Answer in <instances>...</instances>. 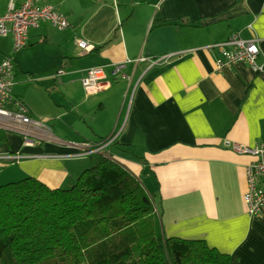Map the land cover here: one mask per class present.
I'll return each mask as SVG.
<instances>
[{
    "label": "crops",
    "instance_id": "1",
    "mask_svg": "<svg viewBox=\"0 0 264 264\" xmlns=\"http://www.w3.org/2000/svg\"><path fill=\"white\" fill-rule=\"evenodd\" d=\"M43 2L69 27H33L17 51L11 34L0 35V63L14 58L13 93L55 131L36 128L25 144L0 127V185L33 176L69 187L88 146L115 138L113 157L158 193L166 235L204 239L234 264H264V211L249 214L245 199L246 166L257 157L233 147L264 145V69L219 68L221 51L208 47L232 34L256 39L264 65V0ZM93 66L107 78L90 93L82 77Z\"/></svg>",
    "mask_w": 264,
    "mask_h": 264
},
{
    "label": "trees",
    "instance_id": "2",
    "mask_svg": "<svg viewBox=\"0 0 264 264\" xmlns=\"http://www.w3.org/2000/svg\"><path fill=\"white\" fill-rule=\"evenodd\" d=\"M90 156L71 187L0 185V264H234L204 239L166 235L158 193L109 148Z\"/></svg>",
    "mask_w": 264,
    "mask_h": 264
},
{
    "label": "built area",
    "instance_id": "3",
    "mask_svg": "<svg viewBox=\"0 0 264 264\" xmlns=\"http://www.w3.org/2000/svg\"><path fill=\"white\" fill-rule=\"evenodd\" d=\"M44 0H10L4 13L0 12V35L11 34L14 39V51L27 44L29 30L42 23H49L58 29L69 27L70 22L66 15L52 4L44 3ZM78 45L83 49H89L92 45L86 40L78 39ZM209 48L217 47L221 51L222 58L218 61V67L233 65L235 63H248L255 69H264V65L258 64L261 52L256 39H244L238 34H232L223 42L213 43ZM163 56L160 59H164ZM124 64H117L114 73L123 71ZM59 72H63L61 69ZM125 75V74H124ZM107 76L102 66H93L86 69L82 77V84L90 92H96L105 87ZM14 86V58L6 57L0 63V127L6 130L21 133L25 144H34L35 138L40 136L36 128L46 127L41 121L33 118L31 108L21 98L13 93ZM115 140L107 139L86 149L89 154L106 149ZM234 149L239 153L250 154L257 157L256 161L246 166L248 188L245 193L248 213L256 215L264 211V145L251 146L235 143ZM20 159L21 154L13 156Z\"/></svg>",
    "mask_w": 264,
    "mask_h": 264
},
{
    "label": "rangeland",
    "instance_id": "4",
    "mask_svg": "<svg viewBox=\"0 0 264 264\" xmlns=\"http://www.w3.org/2000/svg\"><path fill=\"white\" fill-rule=\"evenodd\" d=\"M45 126H47L48 127V131L49 132H53V131H55V128H53L52 126H50L49 125V123H51V122H49L48 124H46L47 122H42ZM51 125H52V123H51ZM68 131H71V130H68ZM102 151H105L106 149H101ZM101 151V152H102ZM92 163H93V161H92V159L91 158H88V157H81V159H79L78 161H75V167H78L77 165H79V169L77 170V172H75V173H77V174H75V177L73 178V179H78V177H79V175L81 174V172L85 169V168H87V167H90L91 165H92ZM73 170H75V169H73ZM76 171V170H75ZM79 171V172H78ZM78 175V176H77ZM77 179L73 182V184L77 181ZM73 184H71V185H69L70 187L73 185Z\"/></svg>",
    "mask_w": 264,
    "mask_h": 264
}]
</instances>
